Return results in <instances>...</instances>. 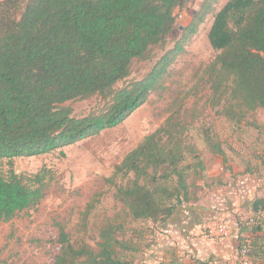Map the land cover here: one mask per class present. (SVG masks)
<instances>
[{
    "label": "trees",
    "instance_id": "16d2710c",
    "mask_svg": "<svg viewBox=\"0 0 264 264\" xmlns=\"http://www.w3.org/2000/svg\"><path fill=\"white\" fill-rule=\"evenodd\" d=\"M214 1L202 2L143 77L117 88L134 60L150 58L164 43L181 0H0V159L8 164L6 173L0 170V223L45 196L47 171L17 173L12 159L39 156L122 123L163 87L168 68L213 11ZM207 38L217 53L195 78L208 86L206 102L235 123L264 110V0H227L215 12ZM94 96L101 97V105L86 115H74L66 104ZM185 98L175 96L165 120L104 178V187L132 220L165 222L179 205L197 201L184 163L191 157L193 178L202 176L205 165L188 136L199 111L196 103L182 109ZM203 140L213 154L225 157L221 142L207 130ZM98 196L87 202L85 217ZM250 204L254 213L264 210L263 197ZM119 229L106 221L92 247L84 239L70 241L60 224V249L52 264H124L116 247L131 246L118 237ZM261 231L253 225L238 237V255L244 253L247 264H260Z\"/></svg>",
    "mask_w": 264,
    "mask_h": 264
},
{
    "label": "rangeland",
    "instance_id": "374dc122",
    "mask_svg": "<svg viewBox=\"0 0 264 264\" xmlns=\"http://www.w3.org/2000/svg\"><path fill=\"white\" fill-rule=\"evenodd\" d=\"M203 1L181 0L164 43L153 48L150 58L134 60L130 75L116 87L143 77L178 40ZM226 1L213 2V11L168 68L163 87L152 91L122 123L39 156L12 159L17 173L33 175L46 170V188L38 205L0 223V264H52L60 249V224L70 241L84 239L95 247L99 228L109 220L121 225L118 237L131 246L116 247L124 264H196L195 260L203 262L199 264H245L238 255V237L247 235L253 225L262 229L256 260L264 264V210L254 213L250 204L255 197L264 198V110L250 112L241 123L232 122L220 114L219 107L206 102L208 86L195 80L216 56L207 32L215 12ZM179 94L186 96L182 109L189 110L196 103L199 111L198 118L188 125V136L205 165L202 176L193 178L191 157L184 163L197 201L179 205L165 222L132 220L112 191L104 187V178L165 120L169 105ZM66 104L74 115L82 116L99 108L101 97ZM204 130L213 141L221 142L224 158L210 151L203 140ZM7 169V160L0 159V170L6 173ZM97 194L96 206L85 217L87 202ZM240 228H245L242 234Z\"/></svg>",
    "mask_w": 264,
    "mask_h": 264
},
{
    "label": "built area",
    "instance_id": "2783aa9c",
    "mask_svg": "<svg viewBox=\"0 0 264 264\" xmlns=\"http://www.w3.org/2000/svg\"><path fill=\"white\" fill-rule=\"evenodd\" d=\"M240 257H241L242 261H244V263L246 264L247 262L245 260L244 253H242V255Z\"/></svg>",
    "mask_w": 264,
    "mask_h": 264
}]
</instances>
